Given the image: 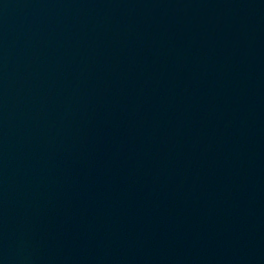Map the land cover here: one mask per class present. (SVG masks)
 I'll return each mask as SVG.
<instances>
[{"label":"water","instance_id":"obj_1","mask_svg":"<svg viewBox=\"0 0 264 264\" xmlns=\"http://www.w3.org/2000/svg\"><path fill=\"white\" fill-rule=\"evenodd\" d=\"M0 264H264V0H0Z\"/></svg>","mask_w":264,"mask_h":264}]
</instances>
